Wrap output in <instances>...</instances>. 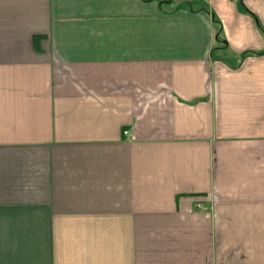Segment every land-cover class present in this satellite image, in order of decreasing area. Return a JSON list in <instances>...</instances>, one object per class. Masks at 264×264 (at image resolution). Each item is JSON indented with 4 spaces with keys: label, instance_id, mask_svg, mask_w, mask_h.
Wrapping results in <instances>:
<instances>
[{
    "label": "crops",
    "instance_id": "1",
    "mask_svg": "<svg viewBox=\"0 0 264 264\" xmlns=\"http://www.w3.org/2000/svg\"><path fill=\"white\" fill-rule=\"evenodd\" d=\"M0 264H264V0H0Z\"/></svg>",
    "mask_w": 264,
    "mask_h": 264
},
{
    "label": "trees",
    "instance_id": "2",
    "mask_svg": "<svg viewBox=\"0 0 264 264\" xmlns=\"http://www.w3.org/2000/svg\"><path fill=\"white\" fill-rule=\"evenodd\" d=\"M214 23H215L216 26H217V33H216V36H217V38H218V42H221V40H220V36H221V25H220V22L215 21Z\"/></svg>",
    "mask_w": 264,
    "mask_h": 264
},
{
    "label": "built area",
    "instance_id": "3",
    "mask_svg": "<svg viewBox=\"0 0 264 264\" xmlns=\"http://www.w3.org/2000/svg\"><path fill=\"white\" fill-rule=\"evenodd\" d=\"M123 135H124V136L128 135V131L124 130V131H123ZM200 207H201V206L198 204V205H197V208H200Z\"/></svg>",
    "mask_w": 264,
    "mask_h": 264
}]
</instances>
